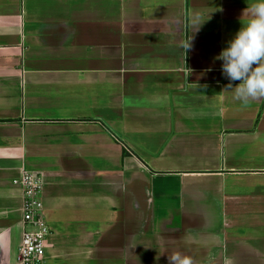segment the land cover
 Here are the masks:
<instances>
[{
	"label": "crops",
	"instance_id": "obj_1",
	"mask_svg": "<svg viewBox=\"0 0 264 264\" xmlns=\"http://www.w3.org/2000/svg\"><path fill=\"white\" fill-rule=\"evenodd\" d=\"M251 2L0 0V264L23 171L42 264H264V98L235 100L214 59Z\"/></svg>",
	"mask_w": 264,
	"mask_h": 264
},
{
	"label": "clouds",
	"instance_id": "obj_2",
	"mask_svg": "<svg viewBox=\"0 0 264 264\" xmlns=\"http://www.w3.org/2000/svg\"><path fill=\"white\" fill-rule=\"evenodd\" d=\"M243 13L248 19L214 59L221 61V75L229 81L233 98L247 105L264 98V0H252ZM190 39L185 48L190 47ZM233 81L238 83L233 86ZM161 253H166V264H193V257L180 250Z\"/></svg>",
	"mask_w": 264,
	"mask_h": 264
},
{
	"label": "built area",
	"instance_id": "obj_3",
	"mask_svg": "<svg viewBox=\"0 0 264 264\" xmlns=\"http://www.w3.org/2000/svg\"><path fill=\"white\" fill-rule=\"evenodd\" d=\"M12 182L21 188L22 221L26 225L21 233L17 261L19 264H42L50 228L42 212L41 178L33 172L23 171Z\"/></svg>",
	"mask_w": 264,
	"mask_h": 264
}]
</instances>
